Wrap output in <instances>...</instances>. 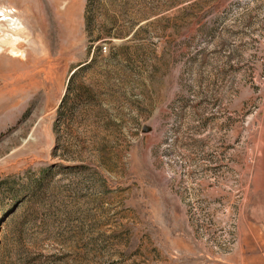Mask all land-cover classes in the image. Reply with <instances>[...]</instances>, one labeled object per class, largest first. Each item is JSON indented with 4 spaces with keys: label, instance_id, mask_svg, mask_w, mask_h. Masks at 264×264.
<instances>
[{
    "label": "rangeland",
    "instance_id": "374dc122",
    "mask_svg": "<svg viewBox=\"0 0 264 264\" xmlns=\"http://www.w3.org/2000/svg\"><path fill=\"white\" fill-rule=\"evenodd\" d=\"M90 2L0 0V260L264 264V0Z\"/></svg>",
    "mask_w": 264,
    "mask_h": 264
},
{
    "label": "trees",
    "instance_id": "16d2710c",
    "mask_svg": "<svg viewBox=\"0 0 264 264\" xmlns=\"http://www.w3.org/2000/svg\"><path fill=\"white\" fill-rule=\"evenodd\" d=\"M91 0H86V6H85V18H84V22H85V31L87 32V30H90L89 27L90 26V22L93 19V12L92 17L90 14L89 17V12H91L90 9V2ZM93 32V29H91ZM102 37V35H95V39L93 40V42L100 40ZM94 63V57H92V59L90 60V62L86 65H84L83 67L78 68L72 75V77L70 78V81L68 82V86H67V91L66 94L64 96V98L61 101V104L58 108V117L61 115V112L63 110H65L67 103L69 101V94H70V89H71V85L73 83V81L79 76V74L81 72H83L85 69L91 67ZM68 109V108H66ZM70 108L68 109L69 112ZM42 173V172H41ZM39 187H40V181L39 179H30L29 180V199L25 200L30 201L32 199H36L38 198V193H39ZM32 191H31V190ZM22 192V191H21ZM16 192L13 189H9V187L7 189H4L3 186H0V205L7 206L5 205L7 202H14V201H18V199L21 198V196H24V193L26 192V188L24 189V192L22 193ZM22 194V195H21ZM28 194V193H27ZM20 197V198H17ZM6 208V207H5ZM7 209H2V207H0V214L6 212ZM18 248V251L16 252V254L14 255L15 257H12L13 253L10 254V251L6 253V255H4V258L0 260V264H56L53 256H44L41 254H35V253H30L27 252L25 249H23L22 247Z\"/></svg>",
    "mask_w": 264,
    "mask_h": 264
},
{
    "label": "bare ground",
    "instance_id": "6f19581e",
    "mask_svg": "<svg viewBox=\"0 0 264 264\" xmlns=\"http://www.w3.org/2000/svg\"><path fill=\"white\" fill-rule=\"evenodd\" d=\"M55 4L58 5L63 0H54ZM70 18V15H69ZM6 27L10 31V33H2L0 35V54L3 52V46H8L10 44V48L12 47L11 43H18L23 40L22 34L27 31L26 27L17 20L6 19ZM4 30V29H3ZM9 48V49H10ZM8 52V51H7ZM11 57H20L24 58V55L13 48H11L8 52Z\"/></svg>",
    "mask_w": 264,
    "mask_h": 264
},
{
    "label": "water",
    "instance_id": "95a60500",
    "mask_svg": "<svg viewBox=\"0 0 264 264\" xmlns=\"http://www.w3.org/2000/svg\"><path fill=\"white\" fill-rule=\"evenodd\" d=\"M74 72V71H73Z\"/></svg>",
    "mask_w": 264,
    "mask_h": 264
}]
</instances>
